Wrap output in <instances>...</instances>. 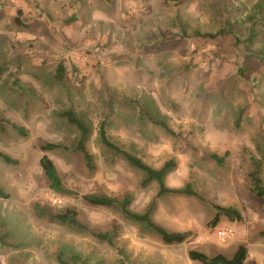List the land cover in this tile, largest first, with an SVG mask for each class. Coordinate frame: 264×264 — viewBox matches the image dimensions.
Returning a JSON list of instances; mask_svg holds the SVG:
<instances>
[{
	"label": "rangeland",
	"instance_id": "obj_1",
	"mask_svg": "<svg viewBox=\"0 0 264 264\" xmlns=\"http://www.w3.org/2000/svg\"><path fill=\"white\" fill-rule=\"evenodd\" d=\"M68 110L91 129L92 169ZM0 119V152L17 160L0 159V264H200L190 250L232 258L240 245L245 264H264V198L250 180L257 171L264 182V0H0ZM102 125L149 167L173 162L165 186L199 197L159 195L100 142ZM45 154L70 195L51 189ZM85 195L130 196L133 214L190 236L167 245ZM217 205L242 220L214 226ZM68 210L90 232L115 230L112 241L54 219Z\"/></svg>",
	"mask_w": 264,
	"mask_h": 264
},
{
	"label": "trees",
	"instance_id": "obj_2",
	"mask_svg": "<svg viewBox=\"0 0 264 264\" xmlns=\"http://www.w3.org/2000/svg\"><path fill=\"white\" fill-rule=\"evenodd\" d=\"M229 33H230L229 28H225L213 34L211 33L201 34L197 32L196 35L198 37L209 38V39L215 40ZM62 76H63V68L60 66L59 67V77L61 78ZM61 116L65 118L71 125L75 126L79 130L81 137L76 146V150L80 151L84 155V158L87 162V166L92 169L93 168L92 158H91L90 153L85 148V142L89 134L91 133V129L88 127V125L83 120L78 118L77 115L71 110L63 112ZM0 123H1V119H0ZM163 127L165 126L163 125ZM17 129L20 133L24 134L23 128H17ZM99 137H100V142L105 147H107L108 149H111L112 151L116 153L121 154L132 167L144 171L147 175V178L145 180L147 183L151 181H157L160 185L159 195L172 193V194L186 195L189 197H196V198L199 197V195L192 189L190 185H187L186 188L183 190H173L165 186L163 177L166 174V172L174 166L173 162H169L165 164L159 170L149 167L148 165L143 163L142 160L139 159L138 157L121 150L118 146L112 143L108 139L104 125H102L100 128ZM62 148H64V146L55 144V143H47L41 147L42 151L47 152V153L54 151V150L62 149ZM0 159H2L4 162L9 163V164L17 163V160H14L10 158L9 156H7L6 154H3L1 152H0ZM219 161H222V160L219 159ZM40 165L44 171L45 176L50 182L51 189H53L57 193L68 194V195L71 194V192H69L68 190L64 188L62 180L56 169V166L54 162L47 156V154H45L41 158ZM257 167L258 165L256 166V168ZM259 174L260 172H257V171L251 172L250 174L251 189L255 195H257L258 197L264 198V182L259 176ZM0 198H5V199L9 198L8 194H6L1 187H0ZM83 199L89 205L96 206V207L119 206L126 216L132 219H135L139 222H142L148 228L154 230L158 234V236H160L161 240L167 245L182 244L190 236V233L188 232L172 234V233L167 232L163 228L158 227L157 225L153 223L151 219L150 210L142 215L133 214L129 210V206L131 204L130 196H126L122 201H119L117 199L104 196V195H85L83 196ZM214 208L216 209V214L214 216V219L211 222L214 226H216L219 223L220 218L222 216L228 218L230 221H241L242 220L241 212L234 207H231V206L224 207V206L217 205V206H214ZM77 216H78V213L75 210H68L67 212L63 214H58L53 217L54 219L58 220L61 223L68 224L72 227H75L81 230H86L88 231V233L92 234L99 240H106L108 242L112 241L113 235H115L116 233L115 230H113V232H109L105 234L90 232L89 230H87L86 227L82 226L78 222ZM261 235L264 236V232H262ZM188 256L190 260L200 263V264H245V261L247 259V248L244 245H240L238 249L236 250V252L234 253L232 258H228L222 254L209 256L197 250H190L188 253Z\"/></svg>",
	"mask_w": 264,
	"mask_h": 264
}]
</instances>
